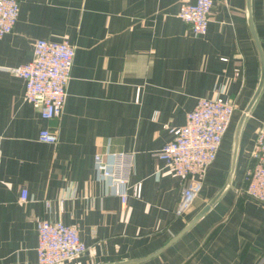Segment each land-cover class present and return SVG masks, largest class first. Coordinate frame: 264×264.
<instances>
[{
    "label": "crops",
    "instance_id": "1",
    "mask_svg": "<svg viewBox=\"0 0 264 264\" xmlns=\"http://www.w3.org/2000/svg\"><path fill=\"white\" fill-rule=\"evenodd\" d=\"M182 0H20L0 37V264L37 263V221L75 224L86 250L61 264H264V203L244 193L255 132L264 120V78L242 124L230 183L236 122L260 78L247 0H215L204 34L177 14ZM264 61V0H250ZM38 37L74 46L66 99L44 118L11 69L31 59ZM234 105L215 159L190 206L176 214L181 179L157 151L201 96ZM47 126L55 142L38 139ZM133 153L122 203L94 155ZM105 157V155H104ZM29 197L21 199V189Z\"/></svg>",
    "mask_w": 264,
    "mask_h": 264
},
{
    "label": "built area",
    "instance_id": "2",
    "mask_svg": "<svg viewBox=\"0 0 264 264\" xmlns=\"http://www.w3.org/2000/svg\"><path fill=\"white\" fill-rule=\"evenodd\" d=\"M215 0H182L177 14L188 22L194 34L207 30L209 13ZM20 13V0H0V37L11 32ZM74 46L66 39L38 37L33 41L31 59L12 67L25 80V98L40 111L44 118L58 117L64 107L66 86L71 74ZM233 103L224 96H201L186 113L183 124L171 128L172 138L157 151L165 165L182 182L181 196L175 213L184 212L201 187L207 166L215 159L222 137L231 121ZM38 139L55 142L57 134L47 126L38 131ZM0 134V166L2 164ZM105 155V157H104ZM95 168L100 177L108 179L114 192L125 203L128 196L140 197L141 182H129L133 167L130 151L105 150L94 155ZM244 193L264 203V120L256 129L250 150V163L245 170ZM29 197L28 188L21 189V199ZM75 224L61 219L40 218L37 221V263L61 264L86 250Z\"/></svg>",
    "mask_w": 264,
    "mask_h": 264
},
{
    "label": "water",
    "instance_id": "3",
    "mask_svg": "<svg viewBox=\"0 0 264 264\" xmlns=\"http://www.w3.org/2000/svg\"><path fill=\"white\" fill-rule=\"evenodd\" d=\"M247 9H248V21H249V26H250V30L260 57V78H259V82L256 86V89L254 91V93L252 94L249 102L247 103V105L245 106V108L243 109V111L241 112L236 125H235V130H234V137H233V146H232V155H231V164H230V170L227 176V179L225 181V183L223 184L222 188L220 189V191L211 199L209 200L192 218L189 222H187V224H185V226L182 228V230L175 236L177 237L178 235H180L186 228H188L193 222H195L201 215L202 213L209 207V205L214 201V199L219 195V193L230 183V178L234 169V165H235V159H236V153H237V147H238V139H239V134H240V130L242 127V124L244 122V119L246 117V114L248 113V111L250 110L253 102L255 101L262 83H263V78H264V61H263V55H262V51L258 42V39L256 37V34L254 32V29L252 27V22H251V17H250V0H247Z\"/></svg>",
    "mask_w": 264,
    "mask_h": 264
}]
</instances>
